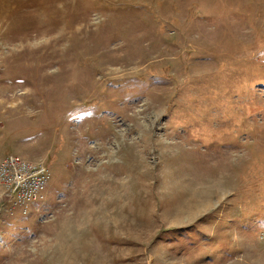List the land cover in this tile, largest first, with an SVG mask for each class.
I'll list each match as a JSON object with an SVG mask.
<instances>
[{
  "label": "rangeland",
  "instance_id": "374dc122",
  "mask_svg": "<svg viewBox=\"0 0 264 264\" xmlns=\"http://www.w3.org/2000/svg\"><path fill=\"white\" fill-rule=\"evenodd\" d=\"M9 153L0 264H264V0H0Z\"/></svg>",
  "mask_w": 264,
  "mask_h": 264
},
{
  "label": "built area",
  "instance_id": "2783aa9c",
  "mask_svg": "<svg viewBox=\"0 0 264 264\" xmlns=\"http://www.w3.org/2000/svg\"><path fill=\"white\" fill-rule=\"evenodd\" d=\"M48 176L42 162L20 154L9 153L0 160V197L7 196L16 205L27 206L29 201L43 197Z\"/></svg>",
  "mask_w": 264,
  "mask_h": 264
},
{
  "label": "bare ground",
  "instance_id": "6f19581e",
  "mask_svg": "<svg viewBox=\"0 0 264 264\" xmlns=\"http://www.w3.org/2000/svg\"><path fill=\"white\" fill-rule=\"evenodd\" d=\"M144 113H146L145 110L140 114V117H141Z\"/></svg>",
  "mask_w": 264,
  "mask_h": 264
}]
</instances>
